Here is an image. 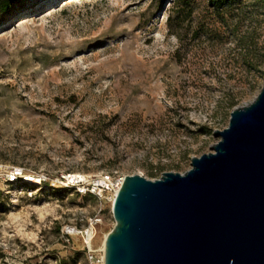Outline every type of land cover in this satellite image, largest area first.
I'll return each instance as SVG.
<instances>
[{"label": "rangeland", "instance_id": "374dc122", "mask_svg": "<svg viewBox=\"0 0 264 264\" xmlns=\"http://www.w3.org/2000/svg\"><path fill=\"white\" fill-rule=\"evenodd\" d=\"M187 1L0 0V264H103L90 185L186 172L262 90L264 0Z\"/></svg>", "mask_w": 264, "mask_h": 264}, {"label": "water", "instance_id": "95a60500", "mask_svg": "<svg viewBox=\"0 0 264 264\" xmlns=\"http://www.w3.org/2000/svg\"><path fill=\"white\" fill-rule=\"evenodd\" d=\"M184 173L126 175L104 264H264V87Z\"/></svg>", "mask_w": 264, "mask_h": 264}, {"label": "built area", "instance_id": "2783aa9c", "mask_svg": "<svg viewBox=\"0 0 264 264\" xmlns=\"http://www.w3.org/2000/svg\"><path fill=\"white\" fill-rule=\"evenodd\" d=\"M21 175L22 171L20 173H16ZM17 176H15L16 178ZM14 180V179H12ZM29 180V179H26ZM117 183V182H116ZM112 181L111 176L110 175H106L101 181H94L90 187H91V191L92 192H98L100 190V192H104V190H111V189H115L119 186L118 184H116ZM103 264H104V259H103Z\"/></svg>", "mask_w": 264, "mask_h": 264}, {"label": "trees", "instance_id": "16d2710c", "mask_svg": "<svg viewBox=\"0 0 264 264\" xmlns=\"http://www.w3.org/2000/svg\"><path fill=\"white\" fill-rule=\"evenodd\" d=\"M182 2H183V8H189V10L186 12V13H184V15H185V17L184 18H190L192 15H193V11H194V7H193V5H192V1H187V0H181ZM2 2V1H1ZM223 2H221V4H222Z\"/></svg>", "mask_w": 264, "mask_h": 264}, {"label": "bare ground", "instance_id": "6f19581e", "mask_svg": "<svg viewBox=\"0 0 264 264\" xmlns=\"http://www.w3.org/2000/svg\"><path fill=\"white\" fill-rule=\"evenodd\" d=\"M76 1V0H75ZM66 2H69V1H66ZM71 3V2H70ZM63 6V5H62ZM51 13V12H50ZM28 20V19H27ZM26 21V18H22L21 19V22H25ZM69 177V176H68ZM69 178H73L74 179V181H75V179H81L82 177L80 176V175H72L71 177H69ZM123 181H124V178H121V179H119V181L116 183V184H118L119 186L115 189V192H114V197H115V194L117 193V191L119 190V188L121 187V185H122V183H123Z\"/></svg>", "mask_w": 264, "mask_h": 264}]
</instances>
